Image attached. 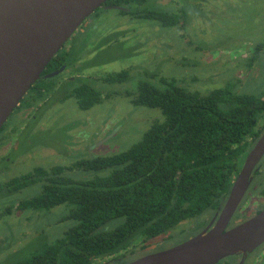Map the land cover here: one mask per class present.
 Returning a JSON list of instances; mask_svg holds the SVG:
<instances>
[{"label": "trees", "instance_id": "1", "mask_svg": "<svg viewBox=\"0 0 264 264\" xmlns=\"http://www.w3.org/2000/svg\"><path fill=\"white\" fill-rule=\"evenodd\" d=\"M106 4L163 27L176 26L185 17L183 8L180 14L169 13L155 0H107ZM73 61L71 50H61L42 74ZM149 76L137 80L125 95L132 105L158 109L162 119L151 122L130 148L70 167H38L0 186L14 192L37 184L39 192L18 202V209L49 212L65 205L64 219L76 222L41 250L8 264H100L112 259L126 263L137 257V246L169 241L178 224L200 218L223 203L247 151L264 128V90L239 93L231 84L201 93L174 78ZM56 79L40 77L29 92L53 96ZM128 79V70L78 77L68 81V96L80 110H88L108 96L96 81L114 84ZM70 168L108 172L73 180L63 175Z\"/></svg>", "mask_w": 264, "mask_h": 264}, {"label": "rangeland", "instance_id": "2", "mask_svg": "<svg viewBox=\"0 0 264 264\" xmlns=\"http://www.w3.org/2000/svg\"><path fill=\"white\" fill-rule=\"evenodd\" d=\"M156 3L169 12L182 7L183 20L190 19L183 26L163 27L153 20L101 9L97 18H90V26L84 23L75 30L65 45L74 61L62 73L64 76L57 78L59 86L54 90L50 107L47 104L26 125L21 132L24 140L16 137L11 149L5 143L0 147V186L38 167H67L83 159L130 148L151 122L162 119L158 109L132 105L125 95L145 75L152 73L153 77H149L154 80L160 76L174 78L188 90L201 93L231 84L232 90L239 93L258 94L264 90V0H156ZM124 69L130 74L125 82L96 81V87L108 96L88 111L80 110L74 98L68 96L70 82L63 77L74 71L102 77ZM13 114L5 121V127L17 121ZM44 115L46 125L41 128ZM87 121L93 127L87 128ZM86 129L89 134L75 140L76 133L80 137ZM69 133L72 135L65 140ZM98 137L101 140H96ZM106 172L70 168L63 175L80 180ZM39 190L34 184L14 196L28 199ZM10 201L9 192L0 191V249L4 250L0 252V264L29 257L76 224L72 219H64L65 205H57L49 212L27 209L4 213L2 208ZM26 216L28 220L24 221ZM205 222L198 218L194 223L193 220L180 223L169 233L172 238L159 248L171 247L195 235ZM26 229L29 233L25 240H19ZM135 249L141 253L139 246Z\"/></svg>", "mask_w": 264, "mask_h": 264}, {"label": "water", "instance_id": "3", "mask_svg": "<svg viewBox=\"0 0 264 264\" xmlns=\"http://www.w3.org/2000/svg\"><path fill=\"white\" fill-rule=\"evenodd\" d=\"M107 0H0V128L37 81L49 61L96 9L126 11ZM64 68L44 75L49 78ZM264 154V133L244 158L215 223L188 239L162 250L113 264H217L250 253L264 242V208L227 228L250 182V174ZM212 224V225H211ZM154 246L148 248L153 249Z\"/></svg>", "mask_w": 264, "mask_h": 264}, {"label": "flooded vegetation", "instance_id": "4", "mask_svg": "<svg viewBox=\"0 0 264 264\" xmlns=\"http://www.w3.org/2000/svg\"><path fill=\"white\" fill-rule=\"evenodd\" d=\"M156 3V0H155ZM105 5H107L105 3ZM109 5H114V4H109ZM157 5V3H156ZM158 6V5H157ZM159 8L165 10L164 8L158 6ZM102 8V7H101ZM182 8V7H181ZM103 9V8H102ZM108 10V9H105ZM116 10V9H115ZM118 11H123V10H118ZM167 11V10H165ZM125 12V11H124ZM169 12V11H167ZM169 13H177L180 14V10H178L177 12H169ZM98 14L95 15V13L93 12L90 16H88L84 22L80 25L82 26L84 23H86L87 27L90 26L92 23H89L91 21V17H96L97 18ZM130 16V15H129ZM190 19V18H189ZM188 19V20H189ZM96 20V19H95ZM188 20H186L185 22H183V18L180 19L179 24L174 26V27H179V26H183ZM154 21V20H153ZM92 22V21H91ZM156 22V21H155ZM89 23V25H88ZM77 30V29H76ZM75 32V31H74ZM73 35V34H72ZM71 35V36H72ZM71 38V37H70ZM69 40V39H68ZM67 40V41H68ZM67 41L64 43V45L60 48L59 51L61 50H67L65 48V45L67 44ZM58 51V52H59ZM63 70L60 71L57 75L53 76V77H49V78H59V76H61V74L63 72H65L67 66L66 64H62L60 65L57 69L51 71L54 72L56 70H58L60 67H63ZM124 70H128V69H124ZM43 72V71H42ZM50 73V72H48ZM42 74V73H41ZM47 74V73H46ZM92 75H84L83 72L81 71H74L71 74H69L68 76L66 75L65 77H63L66 81H73L74 79H77L78 77H89V78H94L93 75H95L94 73H91ZM45 74H42L40 77L44 78V79H49L44 77ZM63 75V74H62ZM152 75V73L150 74ZM64 76V75H63ZM96 77H98L99 75H95ZM129 78H130V74H129ZM56 83L59 86V82L58 79H56ZM75 82V81H74ZM78 84V83H77ZM44 93V92H43ZM103 95H105V93H102ZM73 98V97H72ZM107 98V97H105ZM128 98V97H127ZM130 101V98H128ZM54 97L48 95H44V96H40V97H36V95L34 93L29 92V90L23 95V97L21 98L19 104L13 109V111L11 112V114L16 115L18 117L16 122H11L9 125H7L6 127L4 126V124L2 125L3 128L1 130L0 128V147L2 146V144H8L9 149H11L13 147V143L14 140H16V137H20L22 139V135L21 132L24 131V128L26 127V125L31 122L34 121L36 119L37 114H39L40 110L45 107L47 104H49L46 107H50L51 103L53 102ZM131 103V102H130ZM89 110V109H88ZM88 110H83V111H88ZM10 114V116H11ZM86 119H88V115L86 116ZM87 128L89 126L93 127L92 124L87 121ZM44 124L46 125V115L42 116L41 120H40V127L42 128L44 126ZM21 127L20 131L18 130V128ZM113 132H115L113 130ZM113 132H111V134H113ZM264 133V128L261 130V132L259 133V136ZM75 134V133H73ZM79 133H76L77 135V139L75 140H80L82 137H86L85 135H88L89 132L86 129V131L81 132L80 137H78ZM72 135V133L67 134V136H65V140H68V136ZM259 136L257 137V139L259 138ZM88 138V137H87ZM100 137L96 138V140H99ZM256 139V140H257ZM4 140V141H3ZM24 140V139H22ZM94 140V139H93ZM101 140V139H100ZM256 140L252 143L251 147L254 145V143L256 142ZM250 147V149H251ZM249 149V150H250ZM248 150V151H249ZM247 151V153H248ZM247 155V154H246ZM245 158V157H244ZM244 161V160H243ZM243 163V162H242ZM242 166V165H241ZM67 167H70V165H68ZM241 168V167H240ZM70 171V170H68ZM240 171V170H239ZM239 173V172H238ZM237 176V175H236ZM236 178V177H235ZM234 178V179H235ZM9 181H7L6 183H8ZM7 187H3V189H0V191H7L6 190ZM12 190V187H11ZM9 192V197L11 199L10 204L8 205V203H6L7 207L5 208V206H3L2 210L4 211V213L6 212H12L15 211L16 213L25 211L26 209H18L16 206V204H18V202H20L21 200L18 199L17 197L14 196V194L18 191H7ZM227 197V196H226ZM9 199V198H8ZM226 199V198H225ZM224 202V201H223ZM223 205V203L217 208V210H214L211 212L210 215L205 214L203 216L200 217L201 220L206 221L204 227L202 228V230L210 223L212 222L215 223L217 216L220 212V208ZM262 208H264V154L262 155L261 159L258 161V163L255 165V167L253 168L251 174H250V182L249 185L247 187V189L245 190L243 197L241 199V201L239 202L238 206L236 207L230 222L228 224L227 228L233 227L238 223H241L243 221H245L246 219L254 216L255 214H257ZM198 218H192L189 219L190 221L193 220V223L195 221H197ZM28 220V216H26L24 218V221ZM189 220H185V221H189ZM184 222V221H183ZM182 222V223H183ZM192 223V224H193ZM233 223V224H232ZM211 224V225H212ZM232 224V225H231ZM179 225V224H178ZM191 227H193L192 225L188 228L191 229ZM42 229H40L41 231ZM187 230V231H188ZM24 233H21V235L19 236V240H25L27 234L29 233V229L24 230ZM38 231V232H40ZM37 232V233H38ZM18 233L16 234L17 238H18ZM23 234V235H22ZM188 239V238H187ZM186 240V239H185ZM184 241V240H183ZM153 243V244H152ZM3 246L5 245V243L2 244ZM165 245V243L163 242H151V244H146L145 247L141 248V253H135V256H140V255H144L146 253L149 252H154V251H158V250H162L159 247ZM154 246L153 249L148 250L149 247ZM0 252H4L3 249H0ZM9 254V253H8ZM10 255V254H9ZM136 258V257H135ZM116 260L118 259H112L109 260L107 262H103L100 264H113ZM133 260V259H132ZM131 261V260H130ZM220 262L224 263V264H264V242H262L260 245H258L256 248H254L250 253L244 255L242 253H238L236 255L233 256H229L226 257L224 259H222ZM2 264H8V263H2Z\"/></svg>", "mask_w": 264, "mask_h": 264}]
</instances>
